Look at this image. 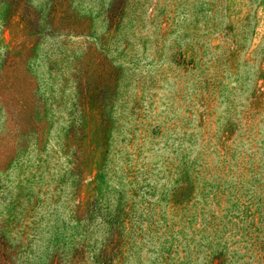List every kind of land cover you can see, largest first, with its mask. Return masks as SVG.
Returning a JSON list of instances; mask_svg holds the SVG:
<instances>
[{"label":"rangeland","instance_id":"rangeland-1","mask_svg":"<svg viewBox=\"0 0 264 264\" xmlns=\"http://www.w3.org/2000/svg\"><path fill=\"white\" fill-rule=\"evenodd\" d=\"M0 264H264V0H0Z\"/></svg>","mask_w":264,"mask_h":264}]
</instances>
